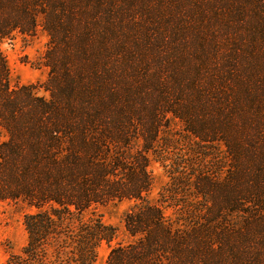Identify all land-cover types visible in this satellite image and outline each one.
I'll list each match as a JSON object with an SVG mask.
<instances>
[{
	"label": "trees",
	"instance_id": "1",
	"mask_svg": "<svg viewBox=\"0 0 264 264\" xmlns=\"http://www.w3.org/2000/svg\"><path fill=\"white\" fill-rule=\"evenodd\" d=\"M39 24L49 96L1 49ZM171 118L195 147L173 216L148 200ZM0 128V199L33 208L8 264H94L117 230L87 215L126 199L106 264H264V0H0Z\"/></svg>",
	"mask_w": 264,
	"mask_h": 264
},
{
	"label": "rangeland",
	"instance_id": "2",
	"mask_svg": "<svg viewBox=\"0 0 264 264\" xmlns=\"http://www.w3.org/2000/svg\"><path fill=\"white\" fill-rule=\"evenodd\" d=\"M48 44L49 35L41 24L33 33L15 30L9 37L2 40L1 49L10 68L12 88L32 84L38 94L49 96L46 89L49 67L45 58ZM4 139L5 133L0 128V141ZM192 143V139L188 138L183 131L180 120L171 118L169 125L162 132L158 152L150 154L153 185L148 194V200L162 205L168 215L173 216L174 210L170 199L166 197L168 188L171 180H186L177 179L175 176H178V171L189 158L187 156L195 148ZM216 149L218 155L223 157L224 146L218 143ZM189 168L187 166L185 170L190 173ZM220 174H223L222 171ZM134 205L133 200L113 201L94 206L88 213L87 217L100 218L105 224L117 230V235L113 240L101 242L98 248V258L94 264H106L111 247L129 240L124 225V214ZM29 211H33V208L22 202L0 199V264H8L12 255L22 253L27 242L24 214Z\"/></svg>",
	"mask_w": 264,
	"mask_h": 264
}]
</instances>
